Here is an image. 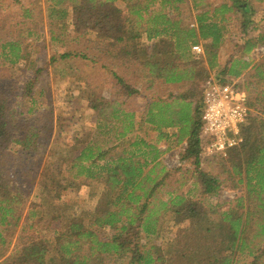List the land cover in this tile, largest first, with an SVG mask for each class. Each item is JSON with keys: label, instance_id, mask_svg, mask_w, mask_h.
Masks as SVG:
<instances>
[{"label": "trees", "instance_id": "1", "mask_svg": "<svg viewBox=\"0 0 264 264\" xmlns=\"http://www.w3.org/2000/svg\"><path fill=\"white\" fill-rule=\"evenodd\" d=\"M116 2L47 0L51 41L77 45L67 47L59 58L88 60L106 72L100 81L94 76L75 79L94 113L95 127L90 132L75 136L73 143L52 145V137L36 126V121L31 124L29 120L26 129L19 127L25 119L16 120L14 115L22 113L10 107L0 93V264H240L241 257L246 264H264L263 66L254 67V81L240 85L247 91L251 109L241 126L242 143L226 158L214 159L216 166L210 169L202 167L200 156L205 85L211 78L226 83L244 77L254 50L264 48V33L250 36L259 29L254 4L264 0H225L220 4L209 0H122L125 16ZM157 2L159 8H154ZM190 3L196 13L194 23H184L175 12ZM40 18L34 9H24L15 26L33 24ZM234 18L241 19L244 42L236 45L240 57L229 59L220 69L219 50L229 41ZM8 28L0 62H27L22 40L9 39L10 23L2 24L0 32ZM43 34L39 27L27 30L28 37ZM201 42L207 67L202 56L192 53V47ZM84 43L86 49L81 48ZM88 49L100 52L101 59ZM55 61L56 57H51V64ZM126 65L133 75L143 78L144 92L136 83L125 81L122 71ZM216 68L218 75L213 77ZM42 72L34 73L23 90L24 99L32 98V85ZM105 78L112 79L111 99L103 95ZM155 86H175L177 93L153 96L145 102V91ZM131 99L142 106L128 109L126 101ZM140 108L144 111L136 110ZM253 109L262 116L252 115ZM151 131L157 134L153 142L148 139ZM170 141L183 145L181 167L171 169L160 160L163 151L159 144ZM15 159L24 168L27 163H44L39 203H28L31 187L22 182L26 178L18 172ZM189 165L194 168L187 169ZM179 172L187 175H177ZM66 173L64 183L61 176ZM228 183L234 190L246 186L241 195L225 202L227 209L221 212L222 206L206 200L209 196L216 199ZM94 184L102 189L87 221L62 225L67 215L66 205L60 203L62 193ZM48 215L52 217L49 221L44 219ZM40 225L45 228L36 230ZM183 225H189L191 231L170 233ZM194 233L201 239L194 238ZM14 235L15 244L6 257ZM162 235L161 245L147 242Z\"/></svg>", "mask_w": 264, "mask_h": 264}, {"label": "rangeland", "instance_id": "2", "mask_svg": "<svg viewBox=\"0 0 264 264\" xmlns=\"http://www.w3.org/2000/svg\"><path fill=\"white\" fill-rule=\"evenodd\" d=\"M159 1V0H158ZM225 0H209L210 3L220 4ZM116 5L122 10L123 15L125 16L126 9L125 4L122 0H117ZM47 0H0V27L2 24L7 22L12 26V32L10 33L9 39H21L23 42V49L26 55H28L27 62L20 61L16 65H9L7 63L0 62V93L8 100V105L14 107L18 112L22 113V116L14 115V118L25 119V122H21L18 126L22 129H26L29 126V120L32 124L33 121H36V126L41 128L45 134L52 137V145L60 146L61 144H70L73 143V138L75 136L81 135L86 132H90L94 127V113L88 108L87 101L82 98L78 87H76L75 79L78 77L85 78L87 76H94L101 80L103 76V70L100 66L92 65L88 60L76 59L65 61L61 60L59 56L66 52L68 49H74L77 45L74 43H67L66 46L61 43L51 41V37L48 33L49 27L46 19L47 15ZM154 8H159V2L155 3ZM254 7L256 9L255 22L259 24L258 30L250 34L251 37H257L259 34L264 33V3H255ZM31 9L37 11L40 15V21L31 23H26L24 26L18 25L15 26V23H19L23 17V10ZM179 13L181 19L184 23H194V17L196 13L193 11L191 3L188 5H180L178 11L175 14ZM240 21L241 19H236L232 21L230 25V32L228 33V40L222 45L219 50V60L220 69L226 67L227 61L234 59L235 57H240L237 47V43L242 45L244 42L241 36L240 30ZM194 26V25H193ZM44 29V34L41 37H28L27 30H36ZM11 28H8L7 31L0 32V47L5 43L7 38V33ZM21 32V34H20ZM8 39V38H7ZM207 43V42H206ZM203 47V54L197 56L203 57L204 66L207 67L205 61V47L204 42L199 43ZM149 44L147 43V46ZM86 44H82L81 48L86 49ZM91 54H96L97 59H101V53L93 52L90 49L87 50ZM55 56L56 61L51 64V57ZM252 61L249 69L247 70L244 77L238 79L237 81L242 85L247 81L250 83L254 81L251 77L256 66L264 67V51L260 48L255 49L252 53ZM244 61L249 62V57H245ZM99 65V64H98ZM225 66V67H224ZM38 70H42V74L39 75L37 82L32 85V98H23V93L28 82L34 78V73ZM71 71L73 76L70 75ZM106 73V72H105ZM122 75L126 82L130 85H137V88L144 92L145 87L143 86V78L140 75H133V69L129 66H125L122 71ZM211 75L214 77L218 75V69L216 68ZM112 79L105 78L103 83V95L107 99H111L113 96V86ZM247 83V84H248ZM155 88V89H154ZM151 90L145 91L146 95L145 102L153 100L154 97L165 98L168 96L169 92L177 93V88L167 87L160 89L156 86ZM249 90L251 92V97H253L254 92L253 86L250 85ZM174 89V90H172ZM127 104L125 107L132 109L133 107L139 108L142 104L137 102L136 99H131L126 101ZM31 110V112H28ZM139 112H143L144 109H136ZM259 111V110H257ZM259 112H255L253 109L252 115H260ZM28 119V120H27ZM27 120V121H26ZM145 131V129H144ZM176 133V131H174ZM148 133V132H147ZM137 134H139L137 132ZM148 139L153 142V138L157 135L154 131L148 133ZM58 139V141H56ZM159 147H166L161 155L160 160L164 161L168 167L176 168L178 164L175 163L179 154H181L184 149L183 145L173 144V141L166 143H160ZM170 147L169 151H166ZM165 151V152H164ZM216 158L211 159H202V167L204 169H210L214 167ZM214 160V161H213ZM226 162V161H225ZM15 165H18V172L24 175L26 179H22V182L27 183L28 187H31V197L28 200V203H39L40 202V189L42 186L40 173L42 172L43 165L39 161L34 163H27V168L23 166V163H20L15 159ZM183 165V164H182ZM187 165V163H186ZM216 166V165H215ZM181 167V166H180ZM184 167L185 164H184ZM194 167L189 165L187 169H193ZM211 168V169H212ZM185 170V168H184ZM225 174V173H224ZM37 175V176H36ZM177 175H187L179 172ZM227 175V174H226ZM63 182H67V173L63 176ZM239 177H234V180L237 181ZM245 184L238 189L234 190L232 184L228 183L226 188L222 190L216 199L211 196L207 197V202L211 205H220L224 211L227 209L228 205H225V202L234 200L235 197L242 194V191L245 190ZM187 187H183V190H186ZM102 189L101 185H83L79 188H69L64 191L62 194L61 204L66 205V216L62 220V225L67 226L69 223L74 221H87V216L96 208L97 204V193ZM166 190H162V193H165ZM27 203V206H28ZM51 216L48 215L45 220H51ZM68 222V224H67ZM66 223V224H65ZM54 226V224H51ZM173 224L168 228H172ZM36 230H40L42 227H35ZM35 229L30 231L34 233ZM185 231H191L189 225L174 227L170 233L172 235H183ZM112 235V231H109ZM165 235H170L169 233H164ZM199 234L194 233V238L201 239ZM171 236V235H170ZM164 235L159 238H150L147 242H152V244L161 245L164 242ZM16 236L12 238V242L8 247L6 257H8L13 245L15 244ZM198 242V240H197ZM196 243V241H195ZM1 259L0 261H2ZM243 257H241L240 264H246ZM12 264V263H11Z\"/></svg>", "mask_w": 264, "mask_h": 264}, {"label": "built area", "instance_id": "3", "mask_svg": "<svg viewBox=\"0 0 264 264\" xmlns=\"http://www.w3.org/2000/svg\"><path fill=\"white\" fill-rule=\"evenodd\" d=\"M192 53L203 54V47L200 44L193 46ZM240 85L237 80L222 83L211 78L207 81L200 132L201 160L226 158L231 149L242 143L241 126L251 115V109L247 91ZM175 163L178 164L176 168L182 166L179 155Z\"/></svg>", "mask_w": 264, "mask_h": 264}, {"label": "crops", "instance_id": "4", "mask_svg": "<svg viewBox=\"0 0 264 264\" xmlns=\"http://www.w3.org/2000/svg\"><path fill=\"white\" fill-rule=\"evenodd\" d=\"M245 74H246V73H245ZM245 74H244V75H245ZM159 148H160L161 150H164L166 147H163V148L159 147Z\"/></svg>", "mask_w": 264, "mask_h": 264}]
</instances>
